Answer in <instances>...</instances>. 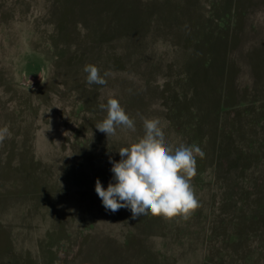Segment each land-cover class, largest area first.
Returning <instances> with one entry per match:
<instances>
[{
  "label": "rangeland",
  "instance_id": "374dc122",
  "mask_svg": "<svg viewBox=\"0 0 264 264\" xmlns=\"http://www.w3.org/2000/svg\"><path fill=\"white\" fill-rule=\"evenodd\" d=\"M109 98L135 132L96 129ZM153 118L205 153L187 220L95 192ZM4 126L0 264H264V0H0Z\"/></svg>",
  "mask_w": 264,
  "mask_h": 264
},
{
  "label": "clouds",
  "instance_id": "9594fccd",
  "mask_svg": "<svg viewBox=\"0 0 264 264\" xmlns=\"http://www.w3.org/2000/svg\"><path fill=\"white\" fill-rule=\"evenodd\" d=\"M86 82L89 85H106L105 77L97 66L85 65ZM107 112L95 127L107 137L116 135L117 128L136 131L135 122L116 98H109L100 105ZM144 135L128 147L118 150L121 159L112 163L115 183L105 189L100 180L95 192L105 210L115 213L128 209L131 218L161 216L165 219L182 217L187 220L199 207L192 178L197 174V156L205 153L198 146L180 144L173 147L166 142L159 119H144ZM11 135L9 128H0V143Z\"/></svg>",
  "mask_w": 264,
  "mask_h": 264
}]
</instances>
